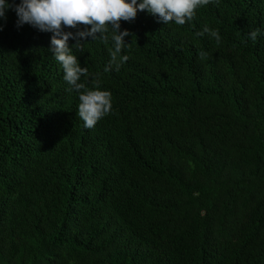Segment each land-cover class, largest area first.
I'll return each instance as SVG.
<instances>
[{
    "label": "trees",
    "instance_id": "16d2710c",
    "mask_svg": "<svg viewBox=\"0 0 264 264\" xmlns=\"http://www.w3.org/2000/svg\"><path fill=\"white\" fill-rule=\"evenodd\" d=\"M0 23V264H264V0L138 10L119 70L110 27L83 41L81 81L112 94L93 128L52 33Z\"/></svg>",
    "mask_w": 264,
    "mask_h": 264
},
{
    "label": "clouds",
    "instance_id": "9594fccd",
    "mask_svg": "<svg viewBox=\"0 0 264 264\" xmlns=\"http://www.w3.org/2000/svg\"><path fill=\"white\" fill-rule=\"evenodd\" d=\"M214 2L218 3L219 0H0V20L6 22L7 12L11 9L16 13L17 27L27 23L52 33L50 49L63 69V79L69 85L67 91L79 94L77 115L85 128H93L110 113L112 94L110 90L101 88L99 81L92 88L85 87L81 77H88V69L81 66L73 49H82V42L89 38L107 40L106 33L110 27L114 52L112 62L105 66V71L111 70L112 63L119 70L120 64L127 61L128 56L123 55L117 62L116 54L129 43L125 37L130 35L128 29L121 30V20L131 21L138 10H146L166 24L174 22L176 25H184L193 20L198 8ZM4 26V23H0V30ZM205 33L217 42L221 39L219 30L207 24L198 35L203 36ZM248 35L255 41L259 35H264V30L255 28ZM70 38L75 40L71 46ZM206 55L200 52L202 58Z\"/></svg>",
    "mask_w": 264,
    "mask_h": 264
}]
</instances>
